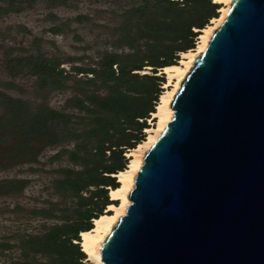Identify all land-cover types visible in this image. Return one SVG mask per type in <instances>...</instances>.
Masks as SVG:
<instances>
[{
  "label": "rangeland",
  "instance_id": "374dc122",
  "mask_svg": "<svg viewBox=\"0 0 264 264\" xmlns=\"http://www.w3.org/2000/svg\"><path fill=\"white\" fill-rule=\"evenodd\" d=\"M174 1L176 4L169 6L160 0H0V116L12 109L7 97L26 102L30 110L45 104L70 116L66 127L62 121L54 120L50 132L28 143L21 141L24 137L19 138L23 131L18 130L14 120L3 117L1 121L0 264H60L57 254L47 252L36 241L51 228L65 224H70L68 236H72L71 230L79 228L78 211L81 208L98 211L101 199L97 196L87 201L97 186H88L79 194L69 190L62 182L69 170L84 171L86 181L103 175L114 177L118 184L113 173L102 171L105 166L122 165L120 158L107 150L102 157L83 159L84 149L76 152L79 141L74 138L79 133L87 138L86 131L93 128V122L102 121L109 130L106 146L124 144L117 148H124L127 164L126 151L145 138V128L151 126L150 110H155L165 90L164 75L158 79L144 77L155 74L148 64L155 59L164 60L175 44L183 42L179 32L163 30L161 22L166 16L178 22L181 12L194 13L195 9L204 15L195 22L205 19L206 24L210 22V18H205L209 7L188 0ZM218 14L219 5L214 9V15ZM147 18L159 24L146 26L143 22ZM191 29L196 33L192 42L195 47L200 28ZM175 54L179 59L180 51ZM113 58L117 62L111 67L115 75L123 65L145 66L130 71L138 77L112 81L107 64ZM43 60L56 67L59 74L55 78L36 74ZM147 67L149 72H145ZM119 90L125 94L128 106L147 111L148 117L139 119L146 120L141 134L130 129L122 132L121 128L130 126L119 124L113 118L112 108L101 119L78 108L85 95L107 96ZM91 109L97 111V105ZM135 135L137 139H132ZM12 136L17 137L16 148H12ZM91 144L94 143L84 146L89 148ZM16 179L25 180V186L20 188L14 182ZM107 198L112 202L108 193ZM105 211L106 206L102 213ZM77 235L80 239L79 231ZM71 241L78 243L75 239ZM77 246L82 252L79 243ZM38 248L43 251H37ZM70 252L77 257L74 249ZM77 264L92 263L84 254Z\"/></svg>",
  "mask_w": 264,
  "mask_h": 264
},
{
  "label": "water",
  "instance_id": "95a60500",
  "mask_svg": "<svg viewBox=\"0 0 264 264\" xmlns=\"http://www.w3.org/2000/svg\"><path fill=\"white\" fill-rule=\"evenodd\" d=\"M171 109L101 259L264 264V0L230 1Z\"/></svg>",
  "mask_w": 264,
  "mask_h": 264
},
{
  "label": "trees",
  "instance_id": "16d2710c",
  "mask_svg": "<svg viewBox=\"0 0 264 264\" xmlns=\"http://www.w3.org/2000/svg\"><path fill=\"white\" fill-rule=\"evenodd\" d=\"M165 2L169 6H173L176 4V1L174 0H160ZM192 1L194 3L200 4L202 6L209 7V15L205 16V18H212L216 17L214 15V9L218 7L219 4L213 3L211 0H188ZM220 6V5H219ZM212 15V16H211ZM179 21L177 22L175 18H167V16L163 19L162 23V29L165 31H174L179 32L178 37L183 39V42L181 44H175L174 48L169 52V55L164 60H154L151 62L152 64L150 67H165L168 65H174L176 64V60L178 59V55L175 54L176 52H185L189 49L194 48L193 46V37L196 36V33L192 31L191 28H203L204 24H206L207 20L205 19V22H195V19L203 18L204 15H202V12L200 9H195L194 13H188V11H185V13L179 14ZM155 20L152 18H147L144 20V24L146 26H150L152 23L159 24L157 22H154ZM156 26V25H155ZM176 37V39L178 38ZM178 38V39H180ZM175 40V39H174ZM175 59V60H174ZM179 60V59H178ZM117 62L115 59H110L108 62V69L111 70V67L113 64H116ZM142 66H145V64H130L129 66H121L119 68V74L115 75L113 70H111L112 74L110 79L112 81L121 82L123 79H125L127 76L131 77H138L137 73H130V71L133 70H140ZM155 73L156 71L153 70ZM41 77L45 78H55L59 73L56 69V67L51 66L50 63L47 60H43L39 64V71L36 72ZM147 79H158V76H144ZM96 98V100H95ZM7 99L12 103V109L8 110V113L6 115L0 116V126L1 121L3 120V117L7 119L14 120V123H16V127L18 130L23 131V135H18L20 137H24L21 141L28 143V141L32 140L36 137L45 136L48 132L51 130L50 123L54 120H60L63 122V125L66 127L70 123V116L68 114H64L61 112H58L54 109H51L47 107L45 104H40L36 107L35 110H30L28 108V105L26 102L12 98L7 97ZM80 104L78 105V108L82 111L88 112L89 114H93L97 117V119H101V117L105 116V112L109 111L110 108L115 110V114L113 118L117 120L119 124H128L130 127L121 128V131L124 132L127 129H130V131L137 132L136 134H141V130L146 126V120L139 121V119H142L144 117H148L146 115L147 111L142 112L139 111L138 108H133L127 105V98L125 94L122 91H116L111 92V94L107 96H98V95H85L84 99L79 100ZM88 102V103H87ZM97 105L98 110L94 111L91 109L92 105ZM100 106V108H99ZM27 108V109H26ZM150 112H154L153 110H150ZM145 113V114H144ZM147 128V127H146ZM86 134H88L87 138H83L84 134H78L75 140H78L76 145V152H81L82 149H84L83 159L84 158H96L99 156H104L105 151H110L112 155H116L120 160L122 161L120 166H105V170L102 172L105 173H113L116 174L118 171L125 169V156L123 155V149L124 148H117L118 146L124 145V144H112L106 146V143H108V135L109 130L108 128L104 127L101 122H93V128H89V130L86 131ZM137 135H135V138L137 139ZM144 139V138H143ZM142 139V140H143ZM12 141L14 142L12 144V148H16L18 146V140L16 136H12ZM95 141V142H94ZM141 141V140H140ZM139 141V142H140ZM93 142L94 144H91L89 148L86 146ZM138 142V143H139ZM135 143V142H132ZM137 143V144H138ZM136 144V145H137ZM86 145V146H84ZM135 145V146H136ZM133 146V147H135ZM108 147V148H107ZM114 147V148H113ZM132 147V148H133ZM131 149V148H130ZM82 162L83 160H76ZM128 162V161H127ZM127 165V164H126ZM98 169H102V167H99V164L96 165ZM2 166H0V169ZM84 171H68V174L65 176V178L62 179V182L67 185V188L74 193L79 194V192L88 187V186H97L98 188L92 192V195L90 196L87 201H93L94 198L97 196H100V201L98 203L99 210H91L89 208H81L78 211V229L77 230H71L72 236H68V230H70V224H65L63 226H56L50 229L46 235L39 238V240L36 241V244L40 247H44V249H47L46 251L49 253L57 254L58 261L60 264H77L79 263V260L84 258V254L82 252H79L77 249V244L79 243L80 239L77 235V231H88L92 229V221L91 219L97 218L102 214V210L111 203H116L114 201L110 202L107 198L108 189L102 186L110 185L112 189H115L118 187V184L114 182V177L110 176H97V179L88 180L86 181L84 178ZM105 179L110 180L111 182L109 184L106 183ZM15 183H18L20 185V188H23L26 184V181L23 179H16L14 180ZM101 186V187H100ZM109 188V187H108ZM98 199V198H97ZM96 199V200H97ZM75 239L78 241V243H73L71 240ZM39 252L43 251V248H38ZM72 249L75 250L77 257H73L72 253L70 252Z\"/></svg>",
  "mask_w": 264,
  "mask_h": 264
},
{
  "label": "bare ground",
  "instance_id": "6f19581e",
  "mask_svg": "<svg viewBox=\"0 0 264 264\" xmlns=\"http://www.w3.org/2000/svg\"><path fill=\"white\" fill-rule=\"evenodd\" d=\"M211 1L220 5L219 14L212 17L210 22L200 29L195 47L180 52V58L176 64L162 67L158 71L159 74L163 73L166 78L165 90L161 93L154 112L151 113L152 119H149L151 126L145 128V138L135 147L126 151L128 162L125 169L113 174L118 181V187L115 189L109 187L108 197L116 203L108 204L105 212L92 219V229L80 232V247L87 261L92 264H105L101 259V244L118 218L126 213V208L130 203L128 195L134 187L135 176L143 165L144 153L156 141L167 122L171 120L173 116L171 102L176 91L193 65L195 57L206 49L214 29L220 25L227 15L231 0ZM149 70L150 67H147L145 72H149Z\"/></svg>",
  "mask_w": 264,
  "mask_h": 264
}]
</instances>
